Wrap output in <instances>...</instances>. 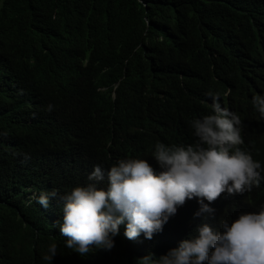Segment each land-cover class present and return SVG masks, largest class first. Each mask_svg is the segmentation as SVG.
<instances>
[{
    "label": "trees",
    "instance_id": "obj_1",
    "mask_svg": "<svg viewBox=\"0 0 264 264\" xmlns=\"http://www.w3.org/2000/svg\"><path fill=\"white\" fill-rule=\"evenodd\" d=\"M263 7L0 0V264H264V123L249 78L217 57L264 34ZM227 86L242 171L171 190L161 165L139 159L220 152L190 124L216 133L207 100ZM156 142L167 149L149 157Z\"/></svg>",
    "mask_w": 264,
    "mask_h": 264
},
{
    "label": "clouds",
    "instance_id": "obj_2",
    "mask_svg": "<svg viewBox=\"0 0 264 264\" xmlns=\"http://www.w3.org/2000/svg\"><path fill=\"white\" fill-rule=\"evenodd\" d=\"M262 25L264 26V7L262 10ZM219 65L226 73L243 72L249 78V95L254 104L255 112L264 123V34L255 41L247 50L234 56L228 53L217 55ZM225 91H216L210 95L207 103L214 109V125L216 133H211L205 126L198 122V126L190 127L196 133L206 137L218 139L220 152L201 161H185L183 159L167 160L163 163L139 159L142 163H157L163 167L166 179L171 190L186 187H212L226 184L233 174L242 171L241 164L232 158L229 145L235 142L240 131V112L236 108L229 86ZM229 144V145H228ZM167 149V143L156 142L151 148L149 157L155 158L162 155ZM81 159V157H78ZM82 160V159H81ZM134 166V165H133ZM134 168L138 171L139 168ZM140 171V170H139ZM91 197L96 205H101L98 191L102 189L101 183L88 187ZM113 191L110 188V198Z\"/></svg>",
    "mask_w": 264,
    "mask_h": 264
},
{
    "label": "bare ground",
    "instance_id": "obj_3",
    "mask_svg": "<svg viewBox=\"0 0 264 264\" xmlns=\"http://www.w3.org/2000/svg\"><path fill=\"white\" fill-rule=\"evenodd\" d=\"M256 2V1H255ZM253 3V2H252ZM254 4V3H253ZM257 4V3H256ZM259 4H257V6H258ZM260 5H261V3H260ZM252 8H253V6H252ZM259 9V8H258ZM249 29V28H248ZM251 29V28H250ZM253 29V28H252ZM251 29V30H252ZM248 31V30H247ZM255 32V31H254ZM256 34V33H255ZM260 35V34H259ZM256 39H257V36H256ZM255 39V40H256ZM217 75V74H216ZM221 75V74H220ZM222 76V75H221ZM206 79V78H205ZM189 81H191V80H189ZM185 82V81H184ZM194 82V81H193ZM206 82V81H205ZM227 83V82H226ZM193 84V83H192ZM204 85V84H203ZM202 85V86H203ZM226 85V84H225ZM229 85V84H228ZM189 85H187V87H188ZM233 87V86H232ZM230 88H231V86H230ZM235 89V88H234ZM239 104H241V103H239ZM236 105V104H235ZM239 106V105H238ZM241 106V105H240ZM237 108V107H236ZM239 109V108H238ZM240 111V110H239ZM241 112V111H240ZM244 117V116H243ZM261 121V120H260ZM247 122H248V120H247ZM251 124V123H250ZM253 124V123H252ZM247 125V124H246ZM255 125V124H254ZM248 127V126H247ZM253 127V126H252ZM258 127V126H257ZM255 128V127H254ZM254 129H252V131H253ZM249 131V130H248ZM247 132V131H246ZM243 133V132H242ZM252 135V134H251ZM198 136V135H197ZM200 136V135H199ZM162 140H164V139H162ZM149 143V142H148ZM148 143H146V144H148ZM165 143V142H164ZM171 144V143H170ZM242 147V146H241ZM239 149V148H238ZM246 149V147L244 148V150ZM241 150V149H240ZM248 150V149H247ZM239 151V150H238ZM241 153V152H240ZM246 154H247V152H246ZM198 160H200V159H198ZM239 175V174H238ZM236 178V177H235Z\"/></svg>",
    "mask_w": 264,
    "mask_h": 264
}]
</instances>
